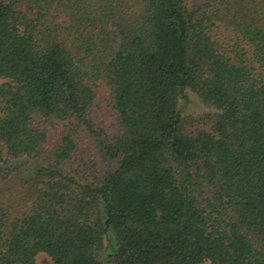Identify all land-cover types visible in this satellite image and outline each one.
I'll list each match as a JSON object with an SVG mask.
<instances>
[{
  "label": "trees",
  "instance_id": "16d2710c",
  "mask_svg": "<svg viewBox=\"0 0 264 264\" xmlns=\"http://www.w3.org/2000/svg\"><path fill=\"white\" fill-rule=\"evenodd\" d=\"M0 78V264H264V0H0Z\"/></svg>",
  "mask_w": 264,
  "mask_h": 264
},
{
  "label": "rangeland",
  "instance_id": "374dc122",
  "mask_svg": "<svg viewBox=\"0 0 264 264\" xmlns=\"http://www.w3.org/2000/svg\"><path fill=\"white\" fill-rule=\"evenodd\" d=\"M232 36L231 34L225 37V41H228L229 37ZM223 38V37H222ZM5 79L0 78V84L4 82ZM99 98L102 101L103 108L97 111V115H102L101 120L102 121H111V116H107V113L109 111V107L106 102V91L100 90L99 91ZM181 108L183 110V114L192 117L196 119L197 121H194L193 125H189V130H195L199 128H206L208 129V125H205L202 123L203 117L208 114L214 112L213 109L206 107L200 99L191 91L187 92V98L183 99L181 101ZM89 144V141L87 142ZM79 157H83L84 160L87 162V166L91 167L92 171H99L100 173H105L109 170H113L116 163L114 161H107L104 159H101V157L98 155L97 152H92V150L89 147H86L85 154L79 155ZM37 163H42L40 159L34 158V159H28L23 158L21 160H17L13 163L15 167V173L17 175H28L33 173L35 167L37 166ZM94 171V172H95ZM113 241L111 238V235H109L106 238V245L105 250L102 253V259L105 263L108 262L109 254L111 252V249H113L112 246ZM48 258L47 255L43 252L39 253L36 256V260L39 264L43 262L44 259ZM204 264H210L209 261H206Z\"/></svg>",
  "mask_w": 264,
  "mask_h": 264
}]
</instances>
